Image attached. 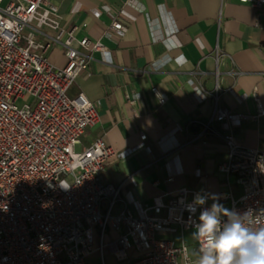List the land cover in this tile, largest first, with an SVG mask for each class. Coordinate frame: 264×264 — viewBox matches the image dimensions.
I'll list each match as a JSON object with an SVG mask.
<instances>
[{
  "label": "built area",
  "instance_id": "obj_1",
  "mask_svg": "<svg viewBox=\"0 0 264 264\" xmlns=\"http://www.w3.org/2000/svg\"><path fill=\"white\" fill-rule=\"evenodd\" d=\"M240 2L258 11L256 24L264 27V0ZM111 28L122 33L125 25L116 19ZM78 29L63 22L51 0H0V264H88L94 252L106 264L108 229L117 233L118 263L196 264L200 245L186 241L184 232L195 231L201 209L211 206L207 200L194 213L188 210L197 194L207 198L205 188L181 187L166 200L158 197L142 217L127 207L113 212L122 186L104 181L102 173L121 153L104 137L82 145L100 114L84 94L69 95L77 75L105 46L78 37ZM56 47L66 58L63 66L50 61ZM153 92L166 103L157 87ZM263 114L260 107L257 115L236 118ZM230 115L216 104L211 122ZM224 139L228 157L221 170L235 175L242 193L222 199L237 213L264 209V148L241 144L231 129ZM162 232L183 239L176 243Z\"/></svg>",
  "mask_w": 264,
  "mask_h": 264
},
{
  "label": "crops",
  "instance_id": "obj_2",
  "mask_svg": "<svg viewBox=\"0 0 264 264\" xmlns=\"http://www.w3.org/2000/svg\"><path fill=\"white\" fill-rule=\"evenodd\" d=\"M51 1L67 26H79L78 37L105 46L77 75L69 95L84 94L100 114L82 145L104 137L121 153L102 173L104 181L122 186L113 212L127 207L142 217L145 205L181 187L205 188L207 197L229 209L223 194L237 198L242 187L221 170L228 157L224 135L231 129L241 144L264 148V114L236 118L264 110V27L256 24L258 11L240 0ZM116 19L125 25L122 33L111 28ZM49 58L58 66L66 62L61 47ZM216 104L230 119L211 122ZM187 231L184 238L192 243ZM160 236L183 239L180 233ZM106 241L105 257L117 264V233L108 229Z\"/></svg>",
  "mask_w": 264,
  "mask_h": 264
},
{
  "label": "clouds",
  "instance_id": "obj_3",
  "mask_svg": "<svg viewBox=\"0 0 264 264\" xmlns=\"http://www.w3.org/2000/svg\"><path fill=\"white\" fill-rule=\"evenodd\" d=\"M209 198L213 203L201 209L192 233L200 245L196 264H264V209L237 213L215 196L197 194L188 210L194 213Z\"/></svg>",
  "mask_w": 264,
  "mask_h": 264
},
{
  "label": "rangeland",
  "instance_id": "obj_4",
  "mask_svg": "<svg viewBox=\"0 0 264 264\" xmlns=\"http://www.w3.org/2000/svg\"><path fill=\"white\" fill-rule=\"evenodd\" d=\"M51 61V60H50ZM105 201V200H104ZM192 231H187L186 232V238H187V240H189V241H191L192 243H194L195 242V240L194 239H192ZM97 240H96V242H95V245L97 246ZM198 256L196 255L195 256V258H197ZM105 261H106V264H109V261H108V258H107V256L105 257ZM88 264H101V261L99 260V257H98V255H96V253L94 252L90 257H89V259H88ZM117 264H127V263H117Z\"/></svg>",
  "mask_w": 264,
  "mask_h": 264
}]
</instances>
